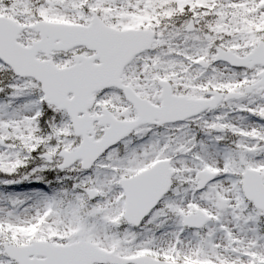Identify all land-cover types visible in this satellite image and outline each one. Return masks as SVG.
I'll return each mask as SVG.
<instances>
[{"label": "snow or ice", "instance_id": "1", "mask_svg": "<svg viewBox=\"0 0 264 264\" xmlns=\"http://www.w3.org/2000/svg\"><path fill=\"white\" fill-rule=\"evenodd\" d=\"M0 264H264V0H0Z\"/></svg>", "mask_w": 264, "mask_h": 264}]
</instances>
